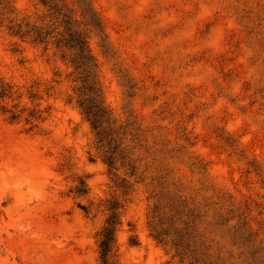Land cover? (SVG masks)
<instances>
[{
	"label": "rangeland",
	"instance_id": "374dc122",
	"mask_svg": "<svg viewBox=\"0 0 264 264\" xmlns=\"http://www.w3.org/2000/svg\"><path fill=\"white\" fill-rule=\"evenodd\" d=\"M57 1L114 128L81 109L54 11L0 0V264H103L112 210L109 264H264V0Z\"/></svg>",
	"mask_w": 264,
	"mask_h": 264
},
{
	"label": "trees",
	"instance_id": "16d2710c",
	"mask_svg": "<svg viewBox=\"0 0 264 264\" xmlns=\"http://www.w3.org/2000/svg\"><path fill=\"white\" fill-rule=\"evenodd\" d=\"M46 6L53 10L57 19H60L61 26L64 27V32L60 34V38L56 40L57 48H64L71 51L72 59L71 62L76 68L79 75L78 79L81 81L82 85L80 87V107L84 114L92 124L93 128L96 130L99 137L105 134L106 129L112 126V121L110 114L106 107L104 106L98 89V83L96 76L94 74L95 64L89 54L87 39L83 34L82 30L79 28L78 23L72 16L65 12L66 6L61 5L57 0H41ZM89 22L95 26H99V22H96V16L92 11L86 13ZM12 23L8 29L13 35H18L20 37H31L36 42H47L49 37H54L52 32H44V27L40 26H30L29 24L24 25L21 22H10ZM7 90L3 85H0V96H4ZM103 142V139H101ZM109 165L112 164L109 162ZM119 221V214L117 210H112L111 215L106 221V225L100 231V252L103 264H109V255L115 243V236ZM197 227L196 224H192ZM210 225V224H208ZM201 224L198 227H202ZM213 226V225H212ZM206 226L203 230H206ZM196 230L200 231V228ZM153 232L155 238L160 241L164 240L162 234L153 226ZM179 246V244H175ZM264 262V253L259 255V258L253 261ZM190 264H207V259L201 256V258L194 257ZM251 264V263H248ZM260 264V263H259Z\"/></svg>",
	"mask_w": 264,
	"mask_h": 264
}]
</instances>
